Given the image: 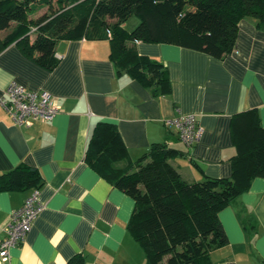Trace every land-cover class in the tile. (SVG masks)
Listing matches in <instances>:
<instances>
[{
	"label": "crops",
	"instance_id": "0c3cea01",
	"mask_svg": "<svg viewBox=\"0 0 264 264\" xmlns=\"http://www.w3.org/2000/svg\"><path fill=\"white\" fill-rule=\"evenodd\" d=\"M134 46L166 66L169 94L155 97L127 74L117 75L108 39L57 41L58 61L50 70L16 43L0 52V98L14 81L48 92L60 106L51 120L17 126L0 103V173L20 162L36 167L44 205L25 239L0 264H66L78 253L85 256L84 264H146L143 250L126 230L133 199L84 159L97 122L117 126L132 160L154 142L180 150L184 155L170 163L189 182L202 177L191 158L208 176H230L236 153L233 114L256 108L264 127V28L253 19L239 20L234 48L220 59L168 43L136 41ZM185 114H193L203 128L192 145L167 124ZM29 193L0 192V241L11 211ZM218 217L227 244L210 252L211 264H264V178L255 177Z\"/></svg>",
	"mask_w": 264,
	"mask_h": 264
},
{
	"label": "trees",
	"instance_id": "16d2710c",
	"mask_svg": "<svg viewBox=\"0 0 264 264\" xmlns=\"http://www.w3.org/2000/svg\"><path fill=\"white\" fill-rule=\"evenodd\" d=\"M131 16L138 23L127 30L124 23ZM244 17L264 28V0H0V52L16 43L50 70L58 61L57 41L108 39L117 75L127 74L158 97L171 92L168 70L139 54L136 41L174 44L220 59L233 50ZM230 130L236 149L230 176H208L191 158L202 177L189 182L170 163L184 155L180 150L154 142L132 160L114 123L94 125L84 159L133 199L126 230L143 250L146 264H211L210 252L227 244L219 211L255 177L264 178V127L257 109L233 114ZM41 184L38 169L24 162L0 173V192L39 189ZM84 263L78 253L66 264Z\"/></svg>",
	"mask_w": 264,
	"mask_h": 264
},
{
	"label": "built area",
	"instance_id": "2783aa9c",
	"mask_svg": "<svg viewBox=\"0 0 264 264\" xmlns=\"http://www.w3.org/2000/svg\"><path fill=\"white\" fill-rule=\"evenodd\" d=\"M0 103L17 126H28L35 120H51L60 111L59 104L48 92L27 89L14 81L5 87ZM167 124L175 126L178 138L186 145L198 142L203 133V128L193 114L168 120ZM43 208L39 189L33 188L23 204L11 211L4 228V236L0 241V260H7L10 248L25 239L33 221Z\"/></svg>",
	"mask_w": 264,
	"mask_h": 264
},
{
	"label": "rangeland",
	"instance_id": "374dc122",
	"mask_svg": "<svg viewBox=\"0 0 264 264\" xmlns=\"http://www.w3.org/2000/svg\"><path fill=\"white\" fill-rule=\"evenodd\" d=\"M42 11H44V9H41L37 14H39V13L42 12ZM37 14H36V15H37ZM137 22H138L137 17H135V16H131V17L125 22V24H126V28H127L128 30L132 29V27H134V24L137 23Z\"/></svg>",
	"mask_w": 264,
	"mask_h": 264
}]
</instances>
